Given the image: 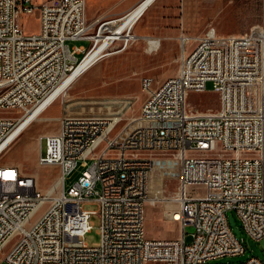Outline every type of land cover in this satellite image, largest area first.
I'll list each match as a JSON object with an SVG mask.
<instances>
[{
  "label": "built area",
  "instance_id": "2783aa9c",
  "mask_svg": "<svg viewBox=\"0 0 264 264\" xmlns=\"http://www.w3.org/2000/svg\"><path fill=\"white\" fill-rule=\"evenodd\" d=\"M85 8V0H0V155L20 133L18 123L59 97L61 91L46 102L100 36L111 32L116 17L89 20ZM33 11L39 28L26 33L20 19ZM68 39L90 44L70 46ZM130 39H112L86 66L116 40L125 46ZM178 43H191L193 57L178 54L176 72L158 83L141 76L137 119L116 131L118 114H63L58 130L44 135L37 160L59 166L62 203H50L32 175L0 162V245H9L8 264H206L244 252L227 210H234L249 236H264V28L180 32ZM208 90L217 94L216 107L200 109L198 101H189L190 92ZM101 128L114 130L113 146L99 144ZM133 148L145 150L143 164L129 160ZM79 155L93 158V168L70 180ZM165 158L178 163L180 217L172 219L181 231L173 238L150 237L144 217L151 175ZM91 214L99 215L97 245L84 239ZM24 215H34V229L20 227ZM233 264L264 262L251 255Z\"/></svg>",
  "mask_w": 264,
  "mask_h": 264
},
{
  "label": "rangeland",
  "instance_id": "374dc122",
  "mask_svg": "<svg viewBox=\"0 0 264 264\" xmlns=\"http://www.w3.org/2000/svg\"><path fill=\"white\" fill-rule=\"evenodd\" d=\"M85 1L86 17L93 20L119 17L138 0ZM20 24L26 33L37 31V11L23 15ZM252 25L264 28V0H155L133 24L130 34L137 35H134L135 39H130L125 46L116 40L106 55L96 61L63 96L60 95L17 137V141L16 138L1 153L0 162L14 164L23 174L32 175L37 188L45 192L58 178L60 171L57 164L38 163V153L45 148V137L41 135L40 140L37 137L41 132L51 130L57 123L54 116L60 113L118 114L122 119L116 126L117 131L130 119L141 115L140 105L144 99V92L140 88L141 76H151L154 83H158L176 72L178 54H183L184 51V57H193L191 43H178L180 32L197 35L214 27L219 34L243 33ZM193 27L197 28L196 32H191ZM143 36L158 38L159 47L148 50ZM67 43L87 48L90 40L68 39ZM80 56L81 54L78 55ZM207 87H211V82H207ZM188 99L190 102L198 101L200 109L217 106V94L212 90L190 92ZM26 143L30 145L26 147ZM21 144H24V150L19 148ZM80 169L77 167L73 170L70 180L80 174ZM178 172V163L174 158L158 160L154 165L149 190L151 199L146 203L144 217L145 230L150 237L173 238L180 234L179 221L170 217V212L177 207V203H167L177 190ZM196 190L203 192L204 187L198 185ZM85 206L95 208L91 203H86ZM226 215L231 231L242 241L244 252L210 259L206 264H233L244 261L251 255L264 262V236L260 239L249 236L234 210H227ZM90 220L92 228L84 235V239L89 245H97L100 240L99 215L91 214ZM191 228L190 223H187L184 230L190 232ZM185 238L188 241L190 237L186 235ZM0 264H8L2 253Z\"/></svg>",
  "mask_w": 264,
  "mask_h": 264
},
{
  "label": "bare ground",
  "instance_id": "6f19581e",
  "mask_svg": "<svg viewBox=\"0 0 264 264\" xmlns=\"http://www.w3.org/2000/svg\"><path fill=\"white\" fill-rule=\"evenodd\" d=\"M155 0H138L131 8H129L123 15L116 17L114 22L109 23V27L111 32L103 33L99 38V43L93 49V51L86 56V58L66 77V79L59 85V87L54 91L53 94L46 100H50V98L54 97L59 91H61L60 95L63 96L67 89L74 84L81 76H83L86 71L96 62L91 65L86 66L87 62L95 57L98 53H100L103 48L108 46L112 39L118 37H131L133 40L135 34H130L132 30L133 24L137 22V20L143 15L146 9L154 2ZM137 36V35H135ZM147 43L148 50H156L159 47L160 41L156 37L152 36H143ZM58 97L51 99V103L47 107H42V105L35 110H33L29 115L24 117L17 125L16 132L20 131L17 137L34 121H36L40 115L49 107L51 104L57 100ZM132 119H137V117H133ZM40 135H38L37 139ZM16 137V138H17ZM15 138V139H16ZM116 141V134L114 130H108V128H101L98 135V142L102 146H113ZM129 160L134 162V164H143L145 160V150L142 148H133L129 151ZM77 164L81 168V171H90L93 168V158L88 155H79L77 156ZM61 184V176L54 181V183L45 190L48 193V200L50 203H62L63 195H62V187ZM58 188V189H56ZM177 199L176 195H172L167 203H173ZM170 217L173 219H177L180 217L179 210L177 207L170 212ZM177 217V218H176ZM20 227L22 229H34L35 220L34 215H24L20 220ZM0 253L3 254L5 260L8 261L10 258L9 245H0Z\"/></svg>",
  "mask_w": 264,
  "mask_h": 264
},
{
  "label": "crops",
  "instance_id": "0c3cea01",
  "mask_svg": "<svg viewBox=\"0 0 264 264\" xmlns=\"http://www.w3.org/2000/svg\"><path fill=\"white\" fill-rule=\"evenodd\" d=\"M85 11H86V8H85ZM86 14V13H85ZM96 19V18H95ZM192 30L193 31H191V32H196L197 31V28L196 27H193L192 28ZM61 115H63L62 113H60V114H57V116H54L56 119V121H57V123H55V125L51 128V130H48V131H44V132H41L40 133V136L41 135H45V134H48V133H52V132H56L57 130H58V128H59V122H58V118L61 116ZM18 140V138L16 139V141ZM27 145L29 146L30 144L29 143H26V147H27ZM24 144H21V145H19V148H21L22 150H24Z\"/></svg>",
  "mask_w": 264,
  "mask_h": 264
},
{
  "label": "snow or ice",
  "instance_id": "6c2138e0",
  "mask_svg": "<svg viewBox=\"0 0 264 264\" xmlns=\"http://www.w3.org/2000/svg\"><path fill=\"white\" fill-rule=\"evenodd\" d=\"M2 175H5V176H8V177H11L13 174H12V173H3Z\"/></svg>",
  "mask_w": 264,
  "mask_h": 264
}]
</instances>
